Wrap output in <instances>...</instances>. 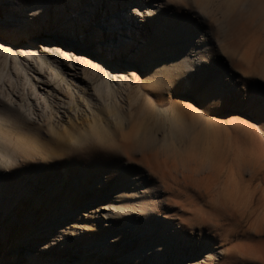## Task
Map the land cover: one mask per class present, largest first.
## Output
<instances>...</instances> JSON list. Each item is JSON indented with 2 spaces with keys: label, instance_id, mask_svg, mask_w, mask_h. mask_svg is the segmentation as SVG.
Segmentation results:
<instances>
[{
  "label": "rangeland",
  "instance_id": "1",
  "mask_svg": "<svg viewBox=\"0 0 264 264\" xmlns=\"http://www.w3.org/2000/svg\"><path fill=\"white\" fill-rule=\"evenodd\" d=\"M22 2L25 7L30 8L32 4L34 7L32 10L22 9V13H26V24H17L14 16L10 14V21L16 23L21 30L19 38L6 35L0 28V42L11 44L17 51L19 45L34 47L40 54L44 51L49 53V47L58 39L70 42L105 60V69L109 73L112 86L114 85V89L118 87L120 93L116 94V107L113 102H103L98 99V93L94 90L99 81L88 82L83 87L81 65H75V75L73 70L67 72V65L63 64L61 72L70 78L75 105L64 107L52 103L53 108L58 110L56 113L55 109H45L43 103H38L37 106L34 102V115L26 122L29 126L16 120L15 123L4 121V112L0 111V139L23 137L24 141L17 157L3 147L0 148L3 158L8 160L5 166L0 165V264H31L26 250L39 254L36 258L45 261L43 264H260L257 258L240 261L238 255H235L236 259L235 256L230 257L231 251L236 249L227 240L221 239L224 237L222 231H199L197 228L192 231L185 227L183 237L177 235L181 232L177 215L186 220L196 218L195 212L189 207L181 208L182 203L191 205L193 191L204 190L211 179L218 182L217 171L200 174L191 167L175 165L170 158L157 156L156 151L133 155V146L127 151V155L122 148L123 138L120 132L112 134V140H108V143L105 141L107 139L98 141L93 136H89L85 142L83 137L87 133H94L93 130L99 123L110 124L116 131H119L121 124L127 126V117H119L121 110L122 113H127L129 119L140 118L141 106L134 104L133 110L130 113L128 111L129 100L140 93L150 98L154 105L158 104L163 108L174 105L177 113L183 112L187 117L195 110H211L209 119L220 123L216 135L222 150L228 152L232 147L254 150L259 139L263 142V148L260 145L257 148L263 150L264 0H202L203 14L209 25L206 33L200 30L203 26L202 17L197 10L187 7L183 2H180V6L175 7L176 4H173L170 8L165 0H139V3L129 0L122 12L126 11V14L128 12L133 17L132 9L136 5L142 10L144 17L134 16L136 31L131 29L128 36L133 34V38L136 34V43L127 55L116 54L120 46L109 48L106 41L100 39L99 36H104V33L99 24L94 23L89 30L90 24L80 18L77 22L80 23L78 28L70 26L67 29L63 23H58L56 15L52 16L56 11L55 5L53 11L49 7L50 2ZM79 2L81 0H70L71 12L77 9ZM2 3L0 0V8ZM97 3L105 14L111 12L109 6L119 8L113 0H83V7L95 14ZM44 5L46 8L42 9ZM41 10L44 11L43 17L38 13ZM0 18V25L8 22L1 11ZM49 23L54 27L53 30L49 28ZM10 26L8 24L5 27ZM188 27L189 30L186 29ZM76 28L81 33L78 42L74 32ZM116 31L127 35V32L119 31L117 27ZM174 31L191 34L188 60L193 58L197 62L200 58L198 46L205 44L204 54L208 61L204 64V70L207 79L210 78L218 85L217 89H214L211 81H201L202 74L198 72L199 69H194L190 81H185L184 75L168 73V60L165 55L170 53L175 44L171 39ZM13 32L17 35L16 30ZM107 36L115 35L107 33ZM46 42L48 48L44 49L43 44ZM69 52L74 54L70 49ZM138 52L142 54L131 57V53ZM150 55L156 57L154 69L149 67ZM73 59L76 60L77 55ZM184 60L179 54L176 61L177 71H182L181 68L187 66ZM114 62L118 72L116 79L111 77L112 73L108 69V65ZM28 63L29 77L40 82L36 85L38 92H47L52 89L51 86L57 87L54 83L61 78L51 81L50 84L43 83L37 80L40 70L31 60ZM48 74L47 71L46 75ZM121 80H124L123 83L119 82ZM6 83H3L6 86L1 83V89L7 87V94H11L10 97L13 98L7 115L28 111L29 104L22 102L17 95L21 87L12 90ZM28 86L26 85V89ZM3 98L0 95V105L4 102ZM59 98V95L56 97L54 94L56 101L62 100ZM86 100L90 101L89 105ZM118 101L121 105L119 114ZM40 113L54 115L51 129L44 123L45 117L39 116ZM111 113H117V120L111 117ZM145 117L141 124L149 139L150 132H157V118L154 112ZM35 119L39 120V124ZM228 135L234 140L231 144L227 141ZM157 136H163V128L157 132ZM13 144L14 142L10 143L8 148L11 149ZM39 145L44 149H40ZM166 159L171 165L168 167L170 178L162 182L158 173L156 176L153 173L157 162ZM160 181V197H149L156 205V210L153 215L147 216L143 211L144 195H138L136 190L146 186L145 194L149 195ZM263 196L256 193L257 204L253 205L250 213L246 211L242 215L235 214L240 228L239 235L232 239L236 243L243 242L247 252L253 247L257 257H264V234L261 238H253L255 231H264ZM259 198L260 201L257 202ZM197 200L202 205L200 207L209 204L207 199ZM126 203L134 208L130 214L125 210ZM64 210H70L72 214L66 215ZM77 210L82 219L75 214ZM93 210L98 213V217ZM59 215L63 216V231L50 225L52 219L59 218ZM75 219L81 223L82 232L76 229ZM42 227L44 229L38 231V242L45 244L47 240L45 252L36 244L37 238L31 236V231ZM252 240L254 245L251 244ZM203 246L210 252V257L203 258Z\"/></svg>",
  "mask_w": 264,
  "mask_h": 264
},
{
  "label": "bare ground",
  "instance_id": "2",
  "mask_svg": "<svg viewBox=\"0 0 264 264\" xmlns=\"http://www.w3.org/2000/svg\"><path fill=\"white\" fill-rule=\"evenodd\" d=\"M39 1L41 2V4H45V2H50L49 7H51L52 10H53V6L55 5L56 11L53 10L55 14H52V16L54 17V15H56L58 23L59 22L63 23V25L67 29H69L70 26L78 28L79 27L78 24L80 23L77 24V22L80 21L79 20L80 18L85 20V23L90 24L89 30H91V25H93L94 23L99 24L102 27L104 33V36L102 35L99 36L100 39L102 41L103 40L106 41L105 43L108 44L107 46L109 48L110 47L115 48L116 45L120 46V48L117 49L118 50L117 53L115 52L116 54H120V55L129 54L130 50H132L134 44L136 43L135 41L136 34L133 36V38H132L133 34H131V36H128L131 29H133V31H136L134 16L135 18L136 16L144 17L142 10L138 8L136 5L132 9L133 17H131V15L128 12L126 14V11L122 12V10L126 8L125 7L126 3L129 0H113L114 3L119 5V8H116V6L115 7L109 6L111 12H109L108 14L102 13L100 6H98L99 3L96 4V8H95L96 12L94 14L90 12L88 9L83 7L84 6L83 0H81V2L77 4V9H73V12H71L72 7L70 5L71 4L70 0H39ZM165 1L166 4L170 6V8H172L173 4H176L175 7H177L180 6V2H183L187 7H190L191 9H196L198 15L202 17L203 26L200 30L203 33H206L209 25L206 23L205 21L206 17L203 14L204 10L202 8V0H174V2L172 3H169V0H165ZM2 2L3 3L0 8V11L4 13V15L6 16V20H8V22L1 24L0 28L4 30V33L6 35L13 36V38L17 36L18 39L19 35L21 34V30H19L17 24L20 23L26 24L25 21L26 13L23 12L24 13L23 14L22 9L24 11L26 8L28 10H32L34 6L32 4L30 8L25 7L24 2H22V0H20L19 2L18 0H2ZM136 2L139 3V0H136ZM41 8L42 9L46 8V6L44 5ZM38 13L41 17H43L44 14L43 10L39 11ZM10 14L14 16L17 24L12 22V20L10 21L9 19ZM72 14L74 16H72ZM8 24L11 25L10 28L5 27ZM50 27L52 28V30L54 29V27H52V24L49 23V28ZM116 27L119 29V31L127 32V35L118 33L117 32L118 30L116 31ZM77 28L76 31L74 30V32H76L77 42H78V39H81L80 37L81 33L80 31L78 32ZM186 29L189 30V27ZM13 30L17 31V35L14 34ZM107 33H112L115 36L109 37L107 36ZM124 36H128V37H124ZM171 39L175 42V44H173L170 53H167V55H165L168 60V65H167L168 73L170 75H179V76L184 75L186 76L185 81H190L194 69L197 70L199 69L198 72L202 74L201 81L203 82L211 81L214 86V89H217L218 85L215 83V81L210 80V78L207 79V73L204 70L205 69L204 64L208 61V59L204 54L206 48L205 44L203 43L200 46H198L200 58L197 59L196 62V60H194L193 58L189 60L187 59V52H189L190 50L189 44L192 41L191 34L189 32H184L181 34L178 31H174V33L171 35ZM203 41L204 40H200V42ZM43 46L44 49H47L48 43L46 42L45 44H43ZM69 49L74 53L73 55L69 52ZM139 54L142 53L141 52H138L137 54L131 53V57L134 58ZM179 54H181V56H183L185 59L184 63L186 62L187 66L185 68L184 67L181 68L183 70L185 69V71L183 70L177 71L178 66L176 61L178 59ZM0 55H1L0 59H2V62H0V95L4 97L3 98L4 102L6 100L5 104L3 102V104L0 105V111L4 112L3 115L4 121H7L9 123H15L16 120L18 121V123H22L25 126L28 125L26 123L27 120L30 119L31 115H34L35 112L34 102L37 104V106L38 103L40 105H42L43 103L44 105L43 107L45 109L46 108L48 109L51 108L53 110L55 109L54 111L56 113H58V110L56 109V107L53 108L52 103L59 106L62 105L64 107L75 105L76 100L73 99L74 96L70 89L71 87V84L69 83L70 78H67V74L61 72L63 64L67 65V68L65 69L67 70V72L69 70H73L75 72L77 70V68L74 69L75 65L78 64L81 65V71H82L81 73L84 75L83 87H85L88 82L95 81V83H97L99 81V83H97L94 89L98 93L99 96L98 99H101L103 102H108V101L113 102L114 106L115 107L117 106L114 101H117L116 94L120 93L118 92L119 88L117 87V89H114V85L112 86L109 73L105 69L107 66L105 60L98 58L92 52L86 49L84 50L82 48H78L74 46L70 42H65L64 40H60V39L56 40V42L53 43L51 47H49V53L47 54L45 51L43 52V54H40L38 53L36 48L30 46L27 47V46L19 45L17 51L14 48V46H12L11 44L0 42ZM75 55H77L76 60L73 59V56L75 57ZM29 60H31L32 63L35 64L36 68L40 70L39 72L40 75H37V80H40L41 82L43 81V83L50 84L51 81L61 78L60 80H57L54 83L55 86L57 87L51 86L52 89H49V91L47 92L46 91L38 92L36 85L37 83L40 82H35L28 75L27 65L29 64L28 63ZM148 61L150 64L149 67L151 69H154L156 57L151 56L149 57ZM8 62H9V66H8ZM115 65H116L115 62L108 65L109 67L108 69L112 73L111 77L113 79L117 78V73H118L115 68ZM11 69H13V71ZM46 70L49 73L48 75H46L47 74ZM76 74L77 73L75 72V75ZM44 75H46L47 77ZM99 76L100 79L98 78ZM5 81L8 83V85L10 86L9 88H11L12 90L13 89L15 90V88L17 87H21L20 93L17 95L22 102L26 101L27 104H29L28 111L26 110L24 113L21 114L14 113L13 116L7 115L10 105L13 103V98L10 97L11 94H7L9 93L6 91L7 87L6 89L5 88L1 89L2 87L1 83L3 84ZM123 81L121 80L119 82L123 83ZM26 85H29L27 87L29 90L26 89ZM4 89L6 93L5 91H3ZM49 92H51V94ZM54 94H56V97L57 95H59L62 100L60 102L56 101L57 98L54 99ZM86 102L87 105H89L90 101L86 100ZM134 104L141 106L140 118L129 119L127 113L124 112L122 113V110L120 109L121 105L119 104L120 107L117 108L118 109L117 113L119 114V110H121L119 117L122 119L123 117H127L126 118L128 120L127 126L121 124L120 126L121 128L119 129V131H116L115 129L114 131L112 125L99 123L97 128L96 129L94 128L95 129L93 130L94 133L92 132L87 133V136L85 135V137H83L85 138V142L86 140H88L87 138L89 136L90 137L93 136L92 138H95L98 141L107 139L105 141H107L108 143V140L109 141L112 140L110 139V136H112V134L115 135L116 132H120L123 138L122 148L127 153V155H129L127 151H130L131 146H133L135 148V150L132 152L133 155H137L138 153L142 154L144 151H156L157 156L161 155L166 158H170L172 159V162L175 163V165H179L182 168L191 167V169L193 168L194 171L196 170L200 174H203L205 171L207 173L211 171H217L216 173H218L219 175L218 182L217 180L211 179L212 181L211 180L208 181V183L206 184L207 187L204 190L195 189L196 191H193L192 193L193 200L191 201V205L188 206V203L185 204L182 203L181 208L189 207V209L195 212L196 218L195 219L189 218L188 220H186L183 217L177 215L176 218L179 220V226L181 225V230H180L181 232L178 233L177 235L183 237V235L185 234L184 231H186L185 227L191 228L192 231L195 230V228H197L199 231H206V230L222 231L224 233V237H221V239L227 240L228 244H231L236 249L234 251H231L230 257H234L235 255L236 256L238 255L237 257L238 260L240 261L241 260L243 261V259L245 258H252L254 260L257 258L262 264H264V257L262 256L257 257L255 255L256 253L253 251V247L250 248L249 252H247L245 249V244L243 242L236 243L234 242V240H232L234 239V237L239 235V228H240L239 223L237 222L236 219L237 216L235 214L240 213V215H242L246 211L248 212L251 211L252 207H254L253 205L256 203L257 192H259L262 196L264 195V162H263L264 149L263 150L261 149L263 148L262 147L263 145L261 146V144H263L262 140L260 139L258 140L259 142L258 145H260L261 148L260 147L257 148L258 145L256 147L257 149L255 148L254 150L245 147H238V148L232 147V149H229V151L227 152L225 150H222V148L220 147V140L216 135V133L219 130L218 128L220 127V123L209 119V115H211L212 113L211 110L209 109L203 111L195 110L190 116L187 117L184 115L183 112L177 113L178 111L174 105L167 106L166 108L160 107L158 106V104L154 105V103L150 100V98H147L145 97V94L143 95L140 93L137 97L135 98L133 97L129 100V110H128L129 113L133 110L132 108ZM20 108L23 109L21 105ZM30 111L32 112L30 113ZM73 111H75V108L73 109ZM150 112L151 113L154 112L157 118L155 122L156 131L158 132L163 128V136L161 138H158L157 132L155 133L150 132V137L148 139V133L144 130L143 124H141L142 121L146 118L145 116L151 115ZM117 113H111V117L117 120L118 118ZM40 114H39L40 117L41 116L45 117L44 123L47 124V126H49V129H51V127L53 126L52 123L54 122V121L52 122L51 119L54 117V115L51 114L50 116H48L45 113H44L45 115L42 114L40 115ZM35 122L39 124V120L35 119ZM1 134L2 131L0 129V136ZM22 138L23 137H17V138L15 137V139L13 137H2L0 139V148L3 147L5 150L9 151L10 154H16L17 157L18 151L21 150L24 144ZM227 141L229 142V144H231L234 140L230 137V135H228ZM13 142L14 144L12 145L11 149H9L8 145ZM82 143L84 142L82 141ZM43 149L44 148H42V150ZM3 157L4 156L1 152L0 158L2 161H0V165L5 166L8 160L7 159L5 160ZM167 160L168 159L164 160L163 162L158 161L157 162L158 165L154 168L155 172L153 174H155L156 176V174L158 173V177L162 182L163 180L166 181L167 178H170L168 167L171 165H169L166 162ZM136 162L142 164V162H139L137 160ZM145 166L147 165L145 164ZM146 168L151 169L150 167H146ZM204 168H206V170H204ZM138 179L142 181L140 177H138ZM161 181L158 186H156L155 188L152 189V191H150L151 194L149 195L145 194V191L147 189L146 186L144 188H141L140 190H136L138 195L139 194L144 195V197L142 198L143 201L145 202L143 211L147 216L153 215L154 211L156 210V205H154V202L151 199H149V197H155V196L157 198L160 197L159 192H160V186L162 185ZM197 199H202V200L207 199L209 204H205L203 207H200L202 205L199 204L198 202L199 200ZM258 201H260V198L259 200H257V202ZM125 210L127 214H130L134 211V208H132L131 204L126 203ZM93 213H95L98 217V213L95 210H93ZM64 214L71 215L72 211L64 210ZM75 214L78 216V218L82 219L80 212L78 210L75 212ZM59 216H60L59 218H53L50 225L53 227H59V231H63V221H62L63 216L62 215ZM75 225H76V229L82 232L83 227L81 223H78V220L76 219H75ZM168 226L171 225L168 224ZM41 229L44 228L43 227L37 228L36 230L31 231V236L37 238V241L35 240L37 242L36 244H39L40 250L45 252V249L47 247L46 244L47 240L45 241V244L38 242L39 239L38 231ZM255 232L256 234L253 235L254 236L253 238H257V237L261 238L262 234H264V231H255ZM74 235L76 236L77 234ZM46 236H48V234ZM60 237L62 238L63 241L65 240L62 234L60 235ZM71 242L73 241L71 240ZM251 244L254 245L255 242L253 241V243ZM201 250L204 252L205 255L203 256V258L210 257L209 255L210 252L205 247L202 248ZM26 252H27V257L29 258L31 264H43L45 262L36 258L39 256V254H33L34 252L32 253L31 250H26ZM227 252L229 251L227 250ZM31 255H33V258H30ZM65 258L66 257H63L64 260H66ZM2 261L4 262L3 259ZM46 264H53V263H46Z\"/></svg>",
  "mask_w": 264,
  "mask_h": 264
},
{
  "label": "snow or ice",
  "instance_id": "3",
  "mask_svg": "<svg viewBox=\"0 0 264 264\" xmlns=\"http://www.w3.org/2000/svg\"><path fill=\"white\" fill-rule=\"evenodd\" d=\"M172 2H174V0H169V3H172Z\"/></svg>",
  "mask_w": 264,
  "mask_h": 264
}]
</instances>
